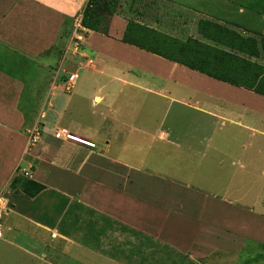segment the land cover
Instances as JSON below:
<instances>
[{
	"label": "crops",
	"instance_id": "0c3cea01",
	"mask_svg": "<svg viewBox=\"0 0 264 264\" xmlns=\"http://www.w3.org/2000/svg\"><path fill=\"white\" fill-rule=\"evenodd\" d=\"M87 1L0 0V132L17 134L11 141L6 138L21 141L16 154L24 145L20 170L25 178L15 196L5 197L0 219V247L7 249L9 264H214L230 260L244 244H264V169L258 184L262 211L242 200L248 198L247 184L255 181L253 162L264 158V95L254 92L253 84H233L195 68L194 44L186 40L177 48L172 41L164 54V43L174 34L158 30L156 18L146 20L141 9L129 16L130 8L107 14L103 30L84 31L82 51L77 52L91 70L85 74L95 85L93 106L114 100L128 86L130 92L152 95L148 108L155 115L154 127L116 117L111 107L94 113L90 126H64L73 94L82 99L87 94L79 90L63 96L67 79L58 81L62 73L45 92L38 91L47 78L37 81L36 93L31 89L34 99L48 101L40 106L39 141L25 146L35 120L32 112L18 107L21 96L14 91L23 81L14 68L30 60L48 72L70 51L71 60L61 71L72 73L77 55L72 22ZM249 1L171 0L184 14L197 15L195 20L239 26L243 18V26L251 29L248 22L257 10L247 6ZM110 84H115L113 92L106 89ZM199 96L211 100L202 102ZM142 104L136 107L138 114ZM197 112L232 127L176 123L177 116ZM112 117L129 127L109 123ZM20 127L25 129L19 132ZM62 128L96 146L56 135ZM189 130L198 131V142L187 138ZM12 164L14 159L8 161ZM248 258L244 263L264 264V259Z\"/></svg>",
	"mask_w": 264,
	"mask_h": 264
},
{
	"label": "rangeland",
	"instance_id": "374dc122",
	"mask_svg": "<svg viewBox=\"0 0 264 264\" xmlns=\"http://www.w3.org/2000/svg\"><path fill=\"white\" fill-rule=\"evenodd\" d=\"M130 1L131 0L129 1L121 0L120 5L117 7V12L120 11L121 8H123V11H125L124 13H126L128 12V9L130 8L131 12L130 14H128L129 16L131 15V13L135 15L136 14L135 11H137L138 9H141L139 11L141 12L143 18H145L146 20H150L151 22H153L154 19L156 18L157 23L154 25L159 27L158 30L165 32V33L168 31L169 33L174 34V37H172L171 41H165L166 43L164 44L166 46V49H164V54H167V47L169 46V43H171L172 41H175L176 48L180 46L182 44V41L180 40H186L187 36L185 35L187 33H191V35L195 36L191 38H196V36H198V34L194 33L196 20L193 19V17L198 18V16L192 14L193 12L189 13L188 11L186 13L187 9H185L184 11L188 16H190L189 18L192 17L191 20H188L189 19L188 16L184 14L182 9L178 5L173 4L171 0H169V2L171 3L160 1V0L157 2H153L152 0H133L131 2ZM238 1L239 3L241 2L242 4H244L249 0H241V1L238 0ZM133 7L135 8L132 9ZM250 9H254V11L256 10V8H250ZM262 15L264 16V13H261V12L259 13L258 11H256V14L248 22V26L251 29H248L245 27L247 25L243 23L242 21L243 18L239 19L240 24L236 30L241 31V32L245 31V33L242 32L243 34H247L248 33L247 31H253V32L259 33L260 36H264V17H262ZM107 20H108L107 14H104L99 19L97 23H98V26L100 25L99 26L100 29L103 30L105 28ZM84 30L86 31V29ZM72 38L75 41V44L73 42L74 44L73 47L76 49L75 52L77 53L76 56H73L72 61H75V64L73 66L74 71L72 73L77 74L78 78L75 79L77 83L75 81L73 82V83H76V85L74 84L73 86V84H71L73 88L70 90V92L67 91L68 90V84H66L67 80L64 82L63 88L66 90L65 91L63 90L64 92L63 96L66 94L68 95L70 93H75L76 91H79V90H83L87 94V97L82 99L76 96L75 94H73V98L67 105L66 114L63 118L64 126L67 127L69 126V124H72V123L77 124V125L81 124L84 127L90 126L93 124V118L95 116L94 113H96V116H97L101 110H108V107H111L113 112L118 113V116L116 117L124 118L126 119V121L128 120V121L134 122L135 125L139 127H154L152 126L153 124L152 121L154 120L155 115L150 114L149 108H148V103L151 102V99H153L152 95L146 94V96H143L142 93L145 94L144 92H140V93L130 92L129 90L132 91V88L128 86L123 87L120 93L118 94V96L114 100L111 99L108 101L107 99H105L100 104L96 103L95 106L92 105L93 102L91 101V96L94 93L93 90L95 88V85H92L91 81H88L90 79L89 78L90 75L85 74L86 71L91 72V70H89V68H85L86 58L81 57L77 52L78 50L82 51L83 46L75 38L73 30H72ZM84 49L85 51H87L86 47ZM62 54H63V51L58 54V57H60ZM70 60H71V55H70V51H68L63 56V61L61 65L58 66V59H57V63L54 64V67H52V69H50L48 72H47V69H44V68L39 69V68L34 67L33 62L30 60H29V64L19 62L14 68L15 73L19 76L17 79L23 81L22 84H19V88H17V90L14 91L18 93L19 97L21 96L19 98L18 107L22 106V108H24L25 111H30L33 113L31 119L35 120L34 125L38 127L40 134L42 132V129L40 127L41 126L40 122L43 121V118L40 117V113H41L40 106L43 103H46L48 99L46 100L34 99V95L32 94L31 89L33 88L34 92L36 93L35 85L38 84L37 81L40 80V82H42L44 79L47 78L49 80L48 83L46 80L45 84L42 85L43 87L40 86V89L38 91L41 94L47 90L50 80H52V82L54 83L57 76L61 75L62 73L63 75L58 78V81L60 80L62 81L63 79H68V76L72 73H70L67 76L61 70L65 67V63L69 62ZM23 64L25 65L23 66ZM18 65H21L19 66V68H22L24 70V73L18 72V71H21V69L17 68ZM26 65H27V69L25 68ZM23 75L25 76V79H23ZM99 79L103 81L102 76H99ZM97 85L99 84H96V86ZM106 89L109 90L110 92H113L115 89V84L108 85ZM1 94H2V90L0 89V95ZM49 94L50 92L47 94V98H49ZM198 100H201L202 102H208L211 99H208L205 96L204 97L199 96ZM4 101L8 103L11 102L7 100H4ZM221 101L223 103L225 102L224 100H221ZM0 102H3V100H1ZM141 102L143 103L142 105L144 106L143 107L141 106L142 109L140 110V114H138V112H136V107H138ZM108 120H109V123L111 121V122L118 124V122H116L113 117L109 118ZM176 120H177L176 123H180L179 125L185 124L187 127H232L229 125V123H226L225 121L222 122L221 120L214 119L213 117L209 115L202 114L199 112L190 113L189 117L177 116ZM97 122H100V121H97ZM213 122L214 124L211 126ZM124 126L125 124L123 125L118 124L116 127H124ZM125 127H129V126H125ZM22 129H25V127H22V128L20 127L18 131L22 132ZM190 131L191 130L188 131L187 138L190 136H194L195 142H198V139H195L198 131L196 130L192 132ZM208 133L209 132H205V136H208ZM11 135L10 134L7 135V134L0 132V198L2 197L4 198V199L2 198L3 201L2 199L0 200V206L4 205L5 207L7 205L6 204L7 200L5 197H7V195L10 198H12V196H15V193L19 192V188L22 186L23 179L25 178L23 175L24 172L22 174L20 170L21 168L20 165L21 166L24 165V161H22L23 158L21 157L23 150H24L23 149L24 145L21 151L18 152V154H16L21 141L16 140V142H8V140H6L7 136H9V139H10L9 141H11V138L14 139V137L17 134H14L13 135L14 137ZM25 146H27L26 142H25ZM10 159H14V165L12 164L13 166L8 165V161ZM263 159L264 158H260L259 161L255 159V161L253 162L254 169H255V179H254L255 181H254V184L246 183L248 185L246 189L249 188V190L245 191V194L248 196V198L242 199V200L251 201L252 203H250L249 206L250 205L253 206V209L255 212L262 211V207H263V204L261 203V198L263 197L262 195L263 190L258 185L259 182L262 181L263 179L259 177V174L264 169ZM174 169L176 170L175 167ZM246 174L247 173L243 174L244 179L251 181V176L246 175ZM263 185H264V182H263ZM2 216H3V212H1L0 219L2 218ZM261 247L262 246H260V243L256 241H254L253 243L252 242L248 243L247 245L244 244L235 253H233L234 254L233 258H230V260H222L221 263L216 262L214 264H254V263H244L245 258L252 257L255 254L261 252L262 251ZM2 250L3 249L0 247V264H9L10 256L6 253L8 251H6L7 249L5 250V252H3ZM254 261L258 262V260H254Z\"/></svg>",
	"mask_w": 264,
	"mask_h": 264
},
{
	"label": "trees",
	"instance_id": "16d2710c",
	"mask_svg": "<svg viewBox=\"0 0 264 264\" xmlns=\"http://www.w3.org/2000/svg\"><path fill=\"white\" fill-rule=\"evenodd\" d=\"M121 0H88L82 10L81 23L85 29L99 30L98 21L104 14L117 11ZM250 8L264 12V0H250ZM262 8V9H260ZM91 20V21H90ZM237 25L217 21L212 18H199L195 22L194 35L187 33L188 43H193L191 64L208 74L237 85L253 84V91L264 95V36L253 31H238ZM199 40L204 42L200 43ZM220 50L210 51L208 45ZM196 45H200L202 50ZM207 47V48H206ZM200 49V50H199ZM255 59V60H253ZM257 60V61H256ZM259 60V61H258ZM262 251L248 258V261L264 259Z\"/></svg>",
	"mask_w": 264,
	"mask_h": 264
},
{
	"label": "built area",
	"instance_id": "2783aa9c",
	"mask_svg": "<svg viewBox=\"0 0 264 264\" xmlns=\"http://www.w3.org/2000/svg\"><path fill=\"white\" fill-rule=\"evenodd\" d=\"M81 20H82V12L78 13L73 19V33H74L75 38L78 41H81L83 39L84 31H85L84 30L85 27L82 25ZM76 78H77V74L72 73L68 76V79L66 81L67 82L66 84H68V89L72 86L71 84H74L73 82L75 81ZM40 135H41L40 131H39L38 127H36V125L31 127L28 130L27 147L37 143L40 139ZM56 135L61 136L66 140L73 141L76 143H80V144L87 146L89 148H94L96 146L94 142H92L86 138L80 137L74 133H71L70 131H68L67 129H64V128L58 129V131L56 132ZM25 174H28V172H25ZM1 199L2 198H0V200ZM4 209H5L4 205L0 206V217H1V212ZM0 238H2L1 229H0Z\"/></svg>",
	"mask_w": 264,
	"mask_h": 264
},
{
	"label": "bare ground",
	"instance_id": "6f19581e",
	"mask_svg": "<svg viewBox=\"0 0 264 264\" xmlns=\"http://www.w3.org/2000/svg\"><path fill=\"white\" fill-rule=\"evenodd\" d=\"M97 101H99V99H97Z\"/></svg>",
	"mask_w": 264,
	"mask_h": 264
}]
</instances>
